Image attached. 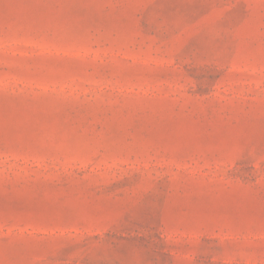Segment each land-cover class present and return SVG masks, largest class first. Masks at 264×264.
Wrapping results in <instances>:
<instances>
[{"label": "rangeland", "instance_id": "1", "mask_svg": "<svg viewBox=\"0 0 264 264\" xmlns=\"http://www.w3.org/2000/svg\"><path fill=\"white\" fill-rule=\"evenodd\" d=\"M0 264H264V0H0Z\"/></svg>", "mask_w": 264, "mask_h": 264}]
</instances>
